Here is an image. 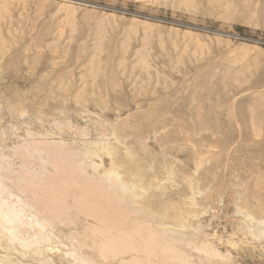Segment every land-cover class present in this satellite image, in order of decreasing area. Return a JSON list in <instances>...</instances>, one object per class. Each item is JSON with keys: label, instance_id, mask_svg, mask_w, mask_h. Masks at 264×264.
<instances>
[{"label": "rangeland", "instance_id": "obj_1", "mask_svg": "<svg viewBox=\"0 0 264 264\" xmlns=\"http://www.w3.org/2000/svg\"><path fill=\"white\" fill-rule=\"evenodd\" d=\"M82 1L0 0V176L10 181V194L24 197L23 182L10 173L35 144L46 147L31 158L32 169L56 149L59 156L74 153L85 169L89 159L96 163L98 173L91 164L89 175L126 160L146 173L139 207L164 215L175 230L176 247L160 234L162 245L174 247L168 246L170 259L185 254L186 264H264V236L243 219L246 213L257 222L264 218V0ZM104 143L119 155L84 162L88 149ZM59 228L44 231L52 249L47 259L20 246L13 253L4 243L0 258L11 264L120 262L105 258L100 238L94 240L101 253L92 241L82 243L81 228H70L76 234ZM161 258L151 262H173Z\"/></svg>", "mask_w": 264, "mask_h": 264}, {"label": "bare ground", "instance_id": "obj_2", "mask_svg": "<svg viewBox=\"0 0 264 264\" xmlns=\"http://www.w3.org/2000/svg\"><path fill=\"white\" fill-rule=\"evenodd\" d=\"M74 1L75 2L76 1L77 2H82L83 4L85 3L82 0H74ZM220 34H225V33H220ZM228 36H230V35H228ZM101 48H102V46H101ZM96 53L98 54L99 52H96ZM92 54H94V53H92ZM123 56H122V58H123ZM99 59H100V57H99ZM99 59H96V60L98 61ZM178 60H177V62H178ZM90 64H92V61H91ZM87 65H89V64H87ZM119 67H118V69H119ZM144 67H146V66H144ZM147 71H149V69ZM145 72H146V69H145ZM93 78H96V77H94V75H93ZM83 87H84V85H83ZM239 97H241V96H239ZM242 97H243V95H242ZM237 102H238V100H237ZM263 109H264V107H263ZM237 127H239V126H237ZM105 143L101 144V146H98L97 148L95 147V149L93 148V150H89L88 149L89 151L87 150V152H85V154H84L87 157L86 160L84 159V162L85 161L88 162L87 161L88 157H90V156H92V157L95 156L96 157V156H99V154H101V155L103 154V156L105 154L106 156L108 155L111 158L112 157L114 158L115 155H119V154H117V149H118L117 147H116L117 148L116 149L114 147H110V146L106 145ZM109 143H111V142H109ZM51 145H53V144H51ZM96 145H98V144H96ZM44 146L42 145V143L39 144V145L35 144L30 150L27 149L28 151L27 150L24 151V153H22L24 155H22V154L21 155H22V157H24L23 159L26 160V163L24 162L25 164L22 165L17 171H11V173H10L11 175L13 174L12 178L14 176L18 181H22L23 182V185L20 188L21 189L20 192L24 193V197H23V195H21V194L19 195L18 193L16 194V196H14L15 195V194L13 195V193H15L14 191H12V193L10 194L11 189H9L7 187L9 185L10 181L6 182L4 180L5 176L3 177L2 174L0 176V185H1L0 186V246H2V243H4V245H7L6 247L8 249L9 248L10 249L13 248L12 249L13 253L14 252H19V250L15 251V249L17 248V246L18 247L20 246V248L23 247L26 250L32 251L31 253H33L34 255L36 254L38 256H43L44 257L45 256L44 255L45 252L46 251L49 252L48 251L49 247H47V249H46V246H47L46 243H48L49 238H47V236L44 234V231L49 229V228L56 229L57 227L59 228L60 226H62L63 229H65V230H66V228L67 229L69 228V230H70V228H74L77 231L78 229L81 228V230H83V231H80V232L84 233V235L81 234L82 237H83V240H84V242H82V243L86 244L85 241L86 242L92 241L91 243H93V244L91 246H93V248L94 247L98 248L101 245V244L99 245L95 241L98 238H100V242H103V245L106 248V249L103 248V249L106 250V252L104 251L103 253L105 254V253L108 252V256H107V254H105V256H107L105 258H110V257L111 258L112 257L116 258L117 261L113 259L116 262H118V259H120V262L118 264H153L151 262V260H154L153 258H155V257H162L161 260H163V261H168L167 259H170V257L173 254V253H171V249H173L174 247L172 248V245H167V243H166V245H167L166 247H165V245H162L163 243H161L160 237L163 238L162 236H164V235L165 236L166 235H170L169 237L166 236L167 238H163V242H164V239H165V241L166 240L167 241L173 240L174 242H176V240H174L175 236L173 235V234H175V230H173L174 228L172 229V226H170V227L166 226L168 224L165 223V219L166 218H165L164 215H158V214L154 213L153 211L152 212H148L147 210L141 209L142 206L139 207V203H140L139 201L141 200V198H139V197H142L141 194H144V193H145L144 196L146 195L145 191H143V193H141L142 191H140L142 189L141 186H140V182H141L140 179L143 180L142 176L144 177L145 174H146L145 172L144 173L142 172L143 171L142 169H141L142 171H139V173H138L134 169L135 166H132V164L130 165L126 160H123V161L118 162V163L109 161V162H112V164L109 163L111 165V166H109L111 169L109 168V170L107 169V170L103 171L100 174L89 175L86 171L88 169H90L89 172L92 170L91 169V167H92L91 164L92 165L94 164L93 165L94 166L93 170L91 172L93 173L95 171V172L98 173V171H96V170H98V168L96 166V163H92V161L89 159L91 164H90V167H89V165L88 166L85 165V166H87L86 167L87 170H86L85 167H83V165H82L83 162L81 163V162L77 161L78 159L76 160L77 157L74 156L75 155L74 153H73L74 154L73 155V154H71V153H69L67 151L68 153L63 155V153L61 152L62 154H61V156H59L60 153L57 154L58 153L57 149L56 150H52L51 149L52 152L49 155V157H47V162L44 163V165H46L47 163L52 165V167H53V168L51 167V169H53L52 173H51V171L49 169L48 170L50 172L47 171L46 170V166L44 167V165L43 166L41 165L42 167H39V169L38 168H36V169L33 168L32 169L29 166L31 158L33 156H35L36 153H39V150L43 149ZM50 147L51 146H49L47 149H50ZM60 147L61 146H59V148ZM121 147H123V146H121ZM191 147H192V145H191ZM193 148H194V146H193ZM210 149L213 152V149L212 148H210ZM61 150H63V148ZM45 151H46V155L49 154L47 152V150H45ZM214 151H216V150L214 149ZM55 152H57L56 155H58V156L55 155ZM196 152H198V151H196ZM124 153H125V151L123 152V154ZM129 153L130 152H128L126 154L131 155V153L130 154ZM128 155L127 156L125 155V156L128 157V159H130ZM195 155H194V157H195ZM95 157H93V158L96 159ZM126 157H124V158H126ZM93 158H91V159L93 160ZM82 159L83 158H81L80 161H82ZM100 159H102V158L100 157ZM115 159H116V157H115ZM96 160L98 161V159H96ZM198 161H199V159H198ZM97 165L100 166L99 164H97ZM121 167H125V168H123V170H124V172L126 171V175H129V178H127V179H129L132 183L131 182L130 183L127 182L123 178V176H122V174L120 173V170H119V168H121ZM149 169H151V167ZM154 172H155V170H154ZM10 174L7 175V177L11 176ZM168 176H169V174H168ZM16 179H12V181H14L12 183H15ZM184 182L186 183V180ZM6 183H8L7 186L5 185ZM255 183H257V182H255ZM160 184H162V183H160ZM179 186L181 187V185H179ZM137 188H140V189L138 190ZM239 189H241V188H239ZM135 190H137V191H135ZM151 190H152V188H151ZM191 190L193 191V189H191ZM154 191L156 192L157 190H154ZM177 192H178V190H177ZM199 192H198V194H199ZM204 194L202 193V195H204ZM17 195L21 196V197H18ZM197 196H199V195H197ZM137 198H139V201H138L139 203L136 201ZM146 207H143V208L146 209ZM237 207H238V205H237ZM28 209L31 210V212L28 211ZM167 209H169V208H167ZM33 210L35 211V214L32 212ZM150 210H151V208H150ZM165 210L166 209H164L163 211H165ZM244 210H245V208H244ZM171 211H173V210H171ZM246 212H244V213H246ZM168 213H170V212L168 211ZM247 218H249L251 220L250 224H252L253 221L255 222L254 224H256L257 227H259L260 233L264 236V221L262 222V220H264V218L262 220H259L261 222H257L258 220H255V218H253L250 215V213L249 214L246 213V218H243V219H247ZM214 219H216V218H214ZM209 222L210 221H208V223ZM64 226H66V227H64ZM61 228H59V230ZM182 228H183V226H182ZM197 228H196V230H197ZM54 229H52V230L55 231ZM52 230H50V231H52ZM69 230H68V233H69L68 236L71 235L70 231L72 233L74 232V234H76V231H73V230L69 231ZM192 231L194 232V229ZM250 231H248V234H249ZM78 232H79V230H78ZM53 233H55V232H53ZM63 233H64V231H63ZM162 233L164 235H162ZM195 233L197 234V232H195ZM48 234L51 235L49 232H48ZM65 234H66V232H65ZM74 234H72V237L76 236V235L73 236ZM50 237H52V236H50ZM180 237H181V235H180ZM76 238H77V236H76ZM253 238L254 237H252V239ZM184 241L185 240H183L182 242H184ZM174 242H172V243L174 244ZM175 244L178 245V242L175 243ZM86 245L84 246L85 248H86ZM176 245H175V247H176ZM168 246H170L171 249ZM206 246H209V245H205V247ZM180 247H181V245H180ZM4 249H5V247H3V250ZM88 249H90V248H88ZM99 249L101 250L100 251V253H101L103 251L101 246L98 248L97 251H99ZM108 249H111V250L108 251ZM176 249H179V248H176ZM0 250H1V247H0ZM20 250H22V249H20ZM50 250H51L50 252L52 253V249H50ZM181 250H186V249L184 247ZM23 251H24V249H23ZM97 251H95V252H97ZM180 251H178V253ZM210 251H211V249H210ZM9 252H11V251H9ZM9 252L6 254V256L7 255L9 256ZM212 252H213V254H215L214 253L215 251H212ZM100 253H99V256H100ZM208 253H210V252H208ZM217 253L215 255H217ZM16 254H19V253H16ZM78 254H77V256H78ZM104 254H102V255H104ZM174 254H176V253H174ZM21 255H20V257H21ZM68 255H69V253H68ZM73 255H74V253H72V256ZM184 255L183 256L181 255V256L184 257ZM192 255H190V256H192ZM26 256H25V258H26ZM31 256H33V255H31ZM75 256H73V257H75ZM181 256L178 257L177 260L175 259V261L182 260L180 263L182 264V262H183V264H186V263H184V261L187 259L186 256L184 258L185 259L184 261H183ZM193 256H195V255H193ZM43 257H41L40 259H42ZM82 257H83V255H82ZM89 257H92V256H89ZM94 257H96V256H94ZM174 257H175V255H174ZM174 257H172V259ZM1 258H0V264H2L3 262H6L8 260L7 257H6L7 260L6 259L3 260V258L2 259ZM176 258H177V256H176ZM43 259L45 260L47 258L44 257ZM65 259H66V257H65ZM71 259H72V257H71ZM89 259H91V258H89ZM172 259H170V260H172ZM192 259H191V261H192ZM44 260H41V261L42 262H46ZM83 260L84 259H82V261ZM106 260H109V259H106ZM161 260H159V261H161ZM214 260H216V259H214ZM79 261L81 262V260H79ZM110 261H111V259H110ZM172 261L175 263L174 259ZM8 262H6V263H8ZM173 262H171L170 264H172ZM48 263H49V261H48ZM180 263L177 262V264H180ZM8 264H11V263H8ZM43 264H45V263H43Z\"/></svg>", "mask_w": 264, "mask_h": 264}]
</instances>
